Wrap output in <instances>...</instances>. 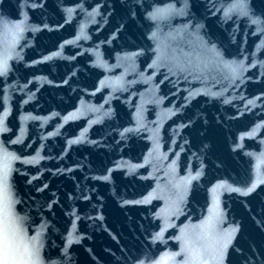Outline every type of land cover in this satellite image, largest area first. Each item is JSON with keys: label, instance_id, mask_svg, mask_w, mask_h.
<instances>
[{"label": "water", "instance_id": "95a60500", "mask_svg": "<svg viewBox=\"0 0 264 264\" xmlns=\"http://www.w3.org/2000/svg\"><path fill=\"white\" fill-rule=\"evenodd\" d=\"M235 2L0 0V229L36 264H264V0Z\"/></svg>", "mask_w": 264, "mask_h": 264}, {"label": "snow or ice", "instance_id": "6c2138e0", "mask_svg": "<svg viewBox=\"0 0 264 264\" xmlns=\"http://www.w3.org/2000/svg\"><path fill=\"white\" fill-rule=\"evenodd\" d=\"M232 9H238L245 16L252 15L251 0H236L230 11ZM257 22L253 20V23ZM6 216L8 222L0 229V264H36L32 259L37 252L35 246L24 245L23 250L19 246V229L15 224L10 204L7 206ZM218 245L217 252L222 260L223 250L228 246V241H218Z\"/></svg>", "mask_w": 264, "mask_h": 264}]
</instances>
